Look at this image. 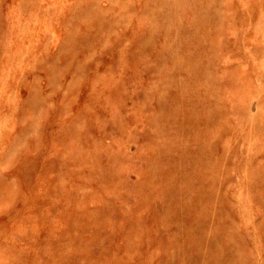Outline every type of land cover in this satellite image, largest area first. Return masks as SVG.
Here are the masks:
<instances>
[{
    "label": "rangeland",
    "instance_id": "374dc122",
    "mask_svg": "<svg viewBox=\"0 0 264 264\" xmlns=\"http://www.w3.org/2000/svg\"><path fill=\"white\" fill-rule=\"evenodd\" d=\"M0 264H264V0H0Z\"/></svg>",
    "mask_w": 264,
    "mask_h": 264
},
{
    "label": "bare ground",
    "instance_id": "6f19581e",
    "mask_svg": "<svg viewBox=\"0 0 264 264\" xmlns=\"http://www.w3.org/2000/svg\"><path fill=\"white\" fill-rule=\"evenodd\" d=\"M194 44V43H193ZM171 58H173V57H171ZM190 59V58H189ZM206 254V253H205Z\"/></svg>",
    "mask_w": 264,
    "mask_h": 264
}]
</instances>
